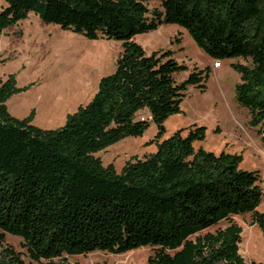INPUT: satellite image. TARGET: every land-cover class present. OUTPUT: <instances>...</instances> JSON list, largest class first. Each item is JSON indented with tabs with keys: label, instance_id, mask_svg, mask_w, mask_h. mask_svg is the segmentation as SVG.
Wrapping results in <instances>:
<instances>
[{
	"label": "trees",
	"instance_id": "1",
	"mask_svg": "<svg viewBox=\"0 0 264 264\" xmlns=\"http://www.w3.org/2000/svg\"><path fill=\"white\" fill-rule=\"evenodd\" d=\"M151 1L5 0L0 9V34L34 12L46 24L123 47L116 70L58 129L14 118L4 104L15 91L12 79L0 85V242L7 234L22 238L39 264H80L66 255L142 246L156 248L148 264H247L243 228L233 216L250 213L264 235L261 174L240 167L243 154L196 148L207 137L205 125L164 137L165 122L182 112L189 87L207 88L210 66L195 67L179 82L176 74L189 66L174 50L148 54L135 39L178 24L215 60L250 59L231 62L241 75L236 100L264 140V0H160L161 7L150 8ZM143 110L150 120L138 118ZM151 121L156 151L134 156L120 172L95 155L143 135ZM20 261L12 248L0 257V264Z\"/></svg>",
	"mask_w": 264,
	"mask_h": 264
},
{
	"label": "rangeland",
	"instance_id": "2",
	"mask_svg": "<svg viewBox=\"0 0 264 264\" xmlns=\"http://www.w3.org/2000/svg\"><path fill=\"white\" fill-rule=\"evenodd\" d=\"M6 5L5 0H0V9ZM149 6L161 7V1L153 0ZM177 38H182V42L178 43ZM135 39L148 54L156 50H174V57L189 66L188 70L176 74L179 82L185 80L195 67L204 69L210 66L211 69L205 91L190 86L182 103V112L166 120L164 137L171 136L179 128L184 129L183 135H187L194 124L207 126L206 139L195 142V147L202 146L215 153L224 150L243 154L240 167L258 170L260 185L264 189V140L258 127L250 124L249 109L236 100L235 87L241 75L231 66V62L251 64V60L224 59L221 67H214L215 59L178 24H162L158 30L138 35ZM122 50L121 41L88 39L56 24H46L31 12L27 19L0 34V85L12 79L15 88L4 104L14 118L26 120L44 130L58 129L91 101L100 79L116 70ZM138 118L150 120L151 116L148 110H143L138 113ZM157 132V125L151 121L143 135L127 136L95 155L101 157L105 165L113 163L120 172L134 156L141 158L156 151L157 146L151 140ZM258 210L264 211V198ZM233 220L243 228L240 253L246 263H264V235L259 225L253 224L250 213L235 215ZM227 224L223 222L220 227ZM22 242V238L7 234L5 243L0 242V257L6 249L12 248L21 258L16 264H39L28 256ZM155 250L150 246L121 254L96 250L88 254L66 255V259L80 264H148Z\"/></svg>",
	"mask_w": 264,
	"mask_h": 264
},
{
	"label": "built area",
	"instance_id": "3",
	"mask_svg": "<svg viewBox=\"0 0 264 264\" xmlns=\"http://www.w3.org/2000/svg\"><path fill=\"white\" fill-rule=\"evenodd\" d=\"M221 61L215 60L214 61V67H219L221 65Z\"/></svg>",
	"mask_w": 264,
	"mask_h": 264
},
{
	"label": "crops",
	"instance_id": "4",
	"mask_svg": "<svg viewBox=\"0 0 264 264\" xmlns=\"http://www.w3.org/2000/svg\"><path fill=\"white\" fill-rule=\"evenodd\" d=\"M158 29H159V28H158ZM158 29H157V30H158ZM180 31H181V29H180ZM121 43H122V42H121ZM214 61H215V60H214ZM221 61H222V60H221ZM213 66H214V64H213ZM221 66H222V63H221V65H220L219 67H221Z\"/></svg>",
	"mask_w": 264,
	"mask_h": 264
},
{
	"label": "bare ground",
	"instance_id": "5",
	"mask_svg": "<svg viewBox=\"0 0 264 264\" xmlns=\"http://www.w3.org/2000/svg\"><path fill=\"white\" fill-rule=\"evenodd\" d=\"M241 247V246H240Z\"/></svg>",
	"mask_w": 264,
	"mask_h": 264
}]
</instances>
